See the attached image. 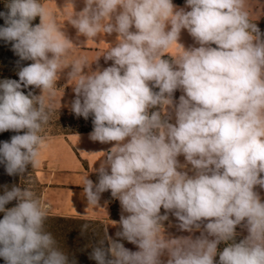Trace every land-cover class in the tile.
Here are the masks:
<instances>
[{"label": "clouds", "instance_id": "obj_1", "mask_svg": "<svg viewBox=\"0 0 264 264\" xmlns=\"http://www.w3.org/2000/svg\"><path fill=\"white\" fill-rule=\"evenodd\" d=\"M5 8L0 40L32 63L18 80H0V133H17L0 142V164L23 177L38 162L50 119L43 94H54L74 44L40 0H5ZM185 8L173 0H84L68 21L86 40L116 34L102 56L110 66L93 71L81 58L67 72L75 81L71 111L92 117L90 140L112 145L93 169L97 181L84 179V198L100 206L110 192L121 206L115 238L106 230L91 246L95 264H264V201L255 190L264 189V33L245 0H186ZM182 30L197 47L178 43ZM174 43L181 51L165 59ZM29 88L41 95L22 90ZM0 213L5 264H77L45 230L47 210L29 188L4 186ZM169 213L180 231L200 235L162 236ZM237 226L247 231L239 242Z\"/></svg>", "mask_w": 264, "mask_h": 264}, {"label": "crops", "instance_id": "obj_2", "mask_svg": "<svg viewBox=\"0 0 264 264\" xmlns=\"http://www.w3.org/2000/svg\"><path fill=\"white\" fill-rule=\"evenodd\" d=\"M185 3H173L177 8H185ZM42 5L49 10L59 27H71L70 32L64 31L65 35L73 42L74 47H70L68 54L63 61L64 67L61 78L57 81V87L53 95L48 92L43 94L46 107L71 110V102L75 99L73 86L75 81L67 79V72L70 71L71 65L78 59L86 58L91 69L94 71L99 66L101 69L112 64L111 61L105 62L102 57L111 44L116 41V34H104L103 32L95 39H87L77 35V30L72 27L68 21L73 11L79 12L84 7V0H74V9L69 0H44ZM185 10H190L185 8ZM245 10L249 14V19L259 21L264 18V7L258 5H246ZM107 22V21H105ZM178 43L186 49L197 47L198 45L190 36L187 30H182ZM173 49H166L162 55H169L175 58L181 51L177 44H173ZM100 57V58H99ZM99 58L98 62H95ZM87 71V70H86ZM183 93L176 91L174 99L178 101L179 96ZM35 95H41L40 89H37ZM174 122V121H172ZM90 133V132H89ZM89 133H71L63 135H50L42 137L40 145L38 162L35 167L31 168V175L41 188V204L47 210L48 215L80 218L102 221L109 235L115 238V232L118 230L113 221H118L121 215V206L118 200L114 199L116 209H113V202L107 192L102 194L100 206L87 204L83 193V181L89 177L94 182V167H98L99 160L104 153L112 146L111 144H101L93 142L89 138ZM181 163H184V157H178ZM191 168V165L188 166ZM191 175L192 173L189 172ZM107 202V203H105ZM115 212V214H114ZM164 210L161 209V214ZM169 220L163 223V231L174 229L180 233L176 225L175 217L169 213ZM193 234V233H190ZM127 247H133V244L122 241ZM136 249V248H135Z\"/></svg>", "mask_w": 264, "mask_h": 264}, {"label": "trees", "instance_id": "obj_3", "mask_svg": "<svg viewBox=\"0 0 264 264\" xmlns=\"http://www.w3.org/2000/svg\"><path fill=\"white\" fill-rule=\"evenodd\" d=\"M178 4H182L180 1H175ZM252 23H256L261 32L264 33V18L259 21L250 20ZM39 17H37L32 23L38 24ZM215 47V45H213ZM32 63V61H21L20 58L14 53L12 47L0 51V80L4 79H16L19 69L22 66ZM25 94L28 91H33V88L22 89ZM51 120L48 124L51 127L50 135H67L71 133H89L93 129L92 117L89 116L87 120L83 117H77L72 111H61L49 109ZM16 132L5 131L0 133V142L10 141ZM20 134H23L21 132ZM96 180V175L94 177ZM20 176H10L6 173L4 165L0 164V195L3 194L4 186L9 188L12 185H20ZM16 201L10 202L6 205V208L15 206ZM3 218V213H0V219ZM87 225V229L82 232L83 226ZM45 230L51 232L56 239L58 246L69 254V258L75 259L77 264H95L94 260L89 259V253L91 252V246L97 241L105 238L106 226L102 221L80 219V218H66L47 215L45 222ZM243 238L238 234L236 242H239ZM226 244L221 243L218 245V252L222 251ZM219 256L215 258L218 261ZM0 264H5V261L0 258Z\"/></svg>", "mask_w": 264, "mask_h": 264}, {"label": "rangeland", "instance_id": "obj_4", "mask_svg": "<svg viewBox=\"0 0 264 264\" xmlns=\"http://www.w3.org/2000/svg\"><path fill=\"white\" fill-rule=\"evenodd\" d=\"M43 1L44 0H40V3L42 4ZM175 1H177V0H173V3H176ZM178 1H180L182 3L186 2V0H178ZM250 4L251 5H258V6L264 7V0H245V6L246 5H250ZM3 11H6V8H5V0H0V12H3ZM3 24H4V20L2 18H0V26H3ZM60 28L62 29V31H65V32L67 30H69V32H70V30H71L70 29L71 27H60ZM10 46H11L10 43H6L3 40H0V51H2V50L4 51L5 49L9 48ZM173 48H174L173 45L169 47L170 50L173 49ZM164 58L165 59H172V57L169 56V55H164ZM64 59H65V57H64ZM62 67H64V64H63ZM156 90H158V89H156ZM33 92H34V94H36L37 89L36 88H33ZM175 94H176V92L174 93V96H175ZM47 108H49V107H47ZM49 109H54V108H49ZM54 110H59V109H54ZM61 111H71V110H62L61 109ZM49 120H51V115H50V119ZM50 131H51V127L47 123V124H45L43 126L40 135L42 137L50 136V134H51ZM31 168L32 167L29 168L28 173H26L23 177H21L20 186L21 187H27L30 190H32L35 193V195L39 198V200L41 202V194H40L41 188L38 186V184L34 180L33 175H31V173H32ZM96 181H97V176H96ZM255 190L260 194L261 200L264 201V189H261L259 186H257ZM107 194H108L109 198L111 199V201L113 202V209L115 210L116 209V205L114 203V199L111 197L110 192H107ZM114 214H115V212H114ZM174 222L178 223V221L176 219H175ZM236 231H237V233L239 235H241L242 238H245L247 236L246 229H244V228H242L240 226H237ZM188 235H192L193 238H195L196 236H199L200 233L198 231L197 232H194L193 234H190V233H180L179 231H176L174 229H170L169 231H163L162 232V236H165V237L167 236V237H170V238H178V237H181V236H188ZM127 248H129L132 251L138 250L137 247H136V245H133V247H130L129 244H128L127 245ZM163 259L166 260L167 257L165 256V257H163Z\"/></svg>", "mask_w": 264, "mask_h": 264}]
</instances>
